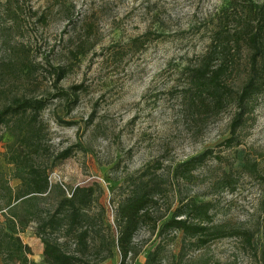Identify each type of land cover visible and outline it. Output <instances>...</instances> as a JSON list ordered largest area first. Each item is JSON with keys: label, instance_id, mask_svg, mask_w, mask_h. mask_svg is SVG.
Returning <instances> with one entry per match:
<instances>
[{"label": "rangeland", "instance_id": "rangeland-1", "mask_svg": "<svg viewBox=\"0 0 264 264\" xmlns=\"http://www.w3.org/2000/svg\"><path fill=\"white\" fill-rule=\"evenodd\" d=\"M20 7L12 19L4 11ZM244 2V3H242ZM229 0H0V66L33 62L34 76L0 69V97L27 95L51 97L42 117L55 154L72 148L70 157L50 171L53 185H62L70 197L76 187L95 189L90 215L94 240L83 250L64 231L51 239L64 250L91 264H120L117 246L118 204L140 178L161 187L150 212L158 218L179 198L209 203L215 225L248 231L251 244L232 236L196 248L186 244L178 260L181 234L153 231L147 220L134 238L139 251L129 264H144L157 252L156 264H259L264 250V91L253 102L243 123L231 133L232 104L219 112L187 106V70L204 54L217 25V15ZM240 6H260L264 0H233ZM243 7V8H244ZM35 12L38 14L36 15ZM233 15V16H234ZM229 27L240 23L229 19ZM231 22V23H230ZM142 38L144 48L130 47ZM84 42L94 46L81 59H70L69 50ZM244 48L232 57L233 71L226 83L239 84L246 68ZM71 62L60 86H82L79 102L68 112L52 98V67ZM0 171L12 165L3 161L11 137L0 132ZM209 152L185 179L175 169ZM257 163V173L243 169L245 161ZM52 161V159H51ZM182 169L178 171L180 174ZM19 180L11 179L12 187ZM52 203V201H49ZM171 209V210H172ZM166 215L165 217H167ZM31 253L27 264H43L44 244L31 224L20 234ZM111 258L101 261L108 253Z\"/></svg>", "mask_w": 264, "mask_h": 264}, {"label": "trees", "instance_id": "trees-1", "mask_svg": "<svg viewBox=\"0 0 264 264\" xmlns=\"http://www.w3.org/2000/svg\"><path fill=\"white\" fill-rule=\"evenodd\" d=\"M232 2L233 0H229L226 7L219 11L217 25L204 54L194 67L187 70L188 84L184 100L189 108H210L214 112L232 104L235 113L230 128L234 134L252 109L256 97L264 91V3L256 7L249 4L244 8L240 6L241 13L237 16L234 15L237 7ZM9 5L8 1L3 9L15 20L19 17L20 7L12 9ZM235 17L240 23L229 27V19ZM138 44L144 48L142 38L132 40L130 47ZM85 45L82 42L69 50L68 60L77 61L94 47ZM241 48H244L247 55V69L239 84L232 87L226 80L235 64L232 57L239 54ZM51 67L56 91L52 98L63 102L68 107V112H71L79 102L82 86L66 90L60 84L73 65L71 62H63ZM2 68L11 69L26 78L37 72L33 62L25 61L13 62L11 66L4 64L0 66ZM50 99L49 96L26 93L0 97V132L11 137V141L5 144L2 159L12 165L10 174L0 171V264L29 262L31 250L23 244L20 234L31 224L36 225V234L44 244L43 264H91L82 256L64 250L51 239L53 233L64 231V237H72L83 250L88 248L89 241L94 240L95 229L89 211L94 201L95 189L92 186L76 187L68 197L62 185L51 183L50 171L58 161L71 156L72 148L55 154L49 144V131L42 114L49 106ZM208 154L209 152H204L177 166L176 176L185 179ZM242 167L251 174L258 172L257 163L250 160L245 161ZM180 169L182 172L179 174ZM11 179L19 180V185L12 187ZM133 185L130 194L117 208L120 264H129L128 261L138 257L139 251L134 250V238L147 220L152 222L153 231L159 229V235L181 234V249L178 254L180 261L186 244L200 248L211 241L232 236H241L247 244H251L248 231L213 224L211 206L207 202L195 203L179 198L173 209L168 207L162 216L153 218L150 208L157 203L155 197L161 191L160 185L143 177ZM166 215L168 216L165 217ZM157 252L150 253L144 264H156L154 257ZM111 257L109 252L101 261ZM183 264L207 263L188 260ZM259 264H264V250L260 254Z\"/></svg>", "mask_w": 264, "mask_h": 264}]
</instances>
